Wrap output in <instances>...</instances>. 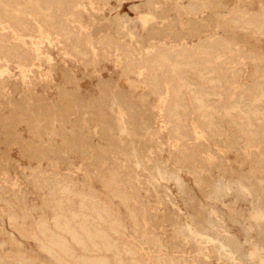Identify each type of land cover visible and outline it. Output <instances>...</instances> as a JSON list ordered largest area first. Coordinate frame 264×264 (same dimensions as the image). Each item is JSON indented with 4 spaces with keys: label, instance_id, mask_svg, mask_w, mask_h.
<instances>
[{
    "label": "rangeland",
    "instance_id": "374dc122",
    "mask_svg": "<svg viewBox=\"0 0 264 264\" xmlns=\"http://www.w3.org/2000/svg\"><path fill=\"white\" fill-rule=\"evenodd\" d=\"M24 1L0 16V264H264V0Z\"/></svg>",
    "mask_w": 264,
    "mask_h": 264
},
{
    "label": "bare ground",
    "instance_id": "6f19581e",
    "mask_svg": "<svg viewBox=\"0 0 264 264\" xmlns=\"http://www.w3.org/2000/svg\"><path fill=\"white\" fill-rule=\"evenodd\" d=\"M12 1H13V0H12ZM17 1H18V0H17ZM23 1H24V0H23ZM56 1L58 2L57 4L61 3V2L58 1V0H56ZM24 2L26 3L27 6H30V7H31V6H34L35 8H37V9L39 10V12L44 16V18H46V21L49 20V21L52 22V20L54 21V19H57V18L59 17V15L56 13V9H58V8H59V12H62V13H63L62 9H63L64 7H61V6L58 7V8L53 7V6L51 5V1H50V4H49L46 0H26V1H24ZM24 2H23V3H24ZM54 2H55V0H54ZM9 3H11V0H0V16H1L2 13H5V12H6L7 9L5 10V12H3V8H4L5 6L7 7ZM151 4H152V3H151ZM16 5H17V4H16ZM16 5H14V6H16ZM21 5H23V4H21ZM24 5H25V4H24ZM65 5H66V4H65ZM199 5H200V4H199ZM18 6H19V5H18ZM83 6H84V5H83ZM155 6H156V5H155ZM192 6H193V5H192ZM142 7H143V6H142ZM187 7H188V6H187ZM199 7H200V6H199ZM17 8H18V7H17ZM27 8H28V7H27ZM31 8H32V7H31ZM119 8H120V7H119ZM193 8H194V7H193ZM14 9H15V8H13L12 10H14ZM20 9H21V8H20ZM20 9H19V10H20ZM198 9H199V8H198ZM206 9H207V7H206ZM33 10H34V9H33ZM192 10H193V9H192ZM192 10H191V11H192ZM196 10H197V9H196ZM15 11H16V10H15ZM15 11H14V12H15ZM57 11H58V10H57ZM78 11H79V10H78ZM177 11H178V10H177ZM243 11H244V9H243ZM9 12H11V11H9ZM9 12L7 11V13H9ZM17 12H18V11H17ZM193 12H194V10H193ZM245 12H246V11H245ZM18 13H19V12H18ZM187 13H188V12H187ZM195 13H197V12L195 11ZM234 14H235V13H234ZM255 14H256V13H255ZM4 15H6V13H5ZM8 15H9V14H8ZM8 15H7V16H8ZM223 15H224V14H223ZM7 16H6L5 18H7ZM12 16H13V15H12ZM195 16H197V15L195 14ZM8 17H9V16H8ZM28 17H29V16H28ZM178 17H179V16H178ZM217 17H218V16H217ZM233 17H234V16H233ZM239 17H240V16H239ZM25 18H26V17H25ZM97 18H98V17H97ZM194 18H195V17H194ZM1 19H2V18H1ZM1 19H0V21H1ZM86 19H87V18H86ZM229 19H230V18H229ZM231 19H232V18H231ZM233 19H234V18H233ZM256 19H257V18H256ZM20 21H21V19H20ZM49 21H48V23H50ZM184 21H185V19H184ZM184 21H183V22H184ZM235 21H236V19H235ZM235 21H234V22H235ZM237 22H238V21H237ZM253 22H254V21H253ZM191 23H193V22H191ZM19 24H20V23H19ZM21 25H22V24H21ZM59 25H60V24H59ZM221 25H222V24H221ZM245 25H246V24H245ZM2 26H3V25H2ZM2 26H1V27H2ZM28 26H29V25H28ZM89 26H90V25H89ZM191 26H192V25H191ZM202 26H203V25H202ZM255 26H256V25H255ZM18 27H19V26H18ZM234 27H235V26H234ZM263 27H264V26H263ZM22 28H23V27H22ZM108 28H109V27H108ZM204 28H205V26H204ZM251 28H252V27H251ZM17 29H18V28H17ZM39 29H40V28H39ZM44 29H45V28H44ZM248 29H249V28H248ZM197 30H198V29H197ZM210 30H211V29H210ZM262 30H263V29H262ZM25 31H26V30H25ZM84 31H85V30H84ZM156 31H157V30H156ZM159 31H161V30H159ZM162 31H163V30H162ZM203 31H204V30H203ZM60 32H61V31H60ZM149 32H150V31H149ZM153 32H154V31H153ZM173 32H174V31H173ZM184 32H185V31H184ZM191 32H192V31H191ZM201 32H202V31H201ZM256 32H257V31H256ZM28 33H29V32H28ZM63 33H64V32H63ZM177 33H178V31H177ZM24 34H25V33H24ZM151 34H152V33H151ZM31 35H32V34H31ZM185 35H186V34H185ZM67 36H68V35H67ZM69 36H70V35H69ZM114 36H115V35H114ZM65 37H66V36H65ZM83 38H84V37H83ZM188 38H189V37H188ZM206 38H207V37H206ZM216 38H217V37H216ZM185 39H186V38H185ZM212 39H213V38H212ZM44 40H45V39H44ZM35 41H36V40H35ZM175 42H177V41H175ZM224 42H225V41H224ZM203 43H204V42H203ZM228 44H229V43H228ZM66 45H67V44H66ZM161 45L163 46L162 43H161ZM166 45H167V44H166ZM217 45H218V44H217ZM226 45H227V44H226ZM74 46H75V45H74ZM157 46H158V44H157ZM159 46H160V45H159ZM169 46H170V45H169ZM101 47H102V46H101ZM202 47H203V46H202ZM211 47H212V46H211ZM229 47H230V46H229ZM8 48H9V47H5V46H4L3 44H1V42H0V51L3 53V55H4V53H7V54H5V55H8V53L11 51V50H9ZM91 48H92V47H91ZM153 48L155 49V46H154ZM159 48H160V47H159ZM162 48H163V47H162ZM165 48H166V47H165ZM171 48H172V46H171ZM182 48H183V47H182ZM203 48H205V47H203ZM219 48H220V47H219ZM235 48H236V47H235ZM10 49H11V48H10ZM13 49H14V48H13ZM150 49H151V48H150ZM154 49H151V51H153ZM156 49H157V51L160 50V49L158 50V48H156ZM156 49H155V52L158 53V52L156 51ZM163 49H164V48H163ZM168 49H169V48H168ZM168 49H167V50H168ZM206 49H207V48H206ZM208 49H209V48H208ZM208 49H207V50H208ZM240 49H241V48H240ZM75 50H76V48H75ZM92 50H93V49H92ZM137 50H138V49H137ZM173 50H174V49H172V51H173ZM180 50H181V49H180ZM180 50H178V53H180V52H179ZM184 50H185V49H184ZM197 50H198V49H197ZM202 50H203V49H202ZM15 51H16V49H15ZM165 51H166V50H165ZM213 51H214V50H213ZM215 51H216V48H215ZM221 51H222V50H221ZM1 52H0V54H1ZM83 52H84V51H83ZM93 52H94V51H93ZM155 52H154V55L156 56L157 54H155ZM183 52H184V51H183ZM185 52H186L185 54H187V51H185ZM197 52H198V51H197ZM204 52H205V51H204ZM232 52H233V51H232ZM14 53H15V52H14ZM16 53H17V51H16ZM25 53H26V52H25ZM80 53H81V52H80ZM141 53H142V52H141ZM152 53H153V52H152ZM176 53H177V52H176ZM176 53H175V54H176ZM201 53H202V51H201ZM206 53H207V52H206ZM249 53H250V52H249ZM17 54H18V53H17ZM19 54H20V53H19ZM168 54H169V53L166 54V52H163L162 49H161V53H159V57H158L159 60L161 59L162 62H163V61L168 62V61H169V59H168V56H169V55H168ZM172 54H173V53H172ZM182 54H183V53H182ZM189 54H190V53H189ZM197 54H198V53H197ZM203 54H204V53H203ZM203 54H201V55L203 56ZM213 54H214V53H213ZM20 55H21V54H20ZM27 55H29V54H27ZM75 55H76V54H75ZM79 55H80V54H79ZM83 55H84V54H83ZM144 55H145V54H144ZM177 55H178V54H177ZM177 55H176V56H177ZM179 55H180V54H179ZM179 55H178V57H179ZM204 55H205V54H204ZM211 55H212V54H211ZM0 56H2V54H1ZM40 56H41V55H40ZM94 56H95V55H94ZM148 56H149V54H148ZM183 56H185V55H183ZM187 56L189 57L190 55H187ZM215 56H216V55H215ZM240 56H241V55H240ZM249 56H250V55H249ZM3 57H5V56H3ZM9 57H12V56L10 55ZM14 57H15V55H14ZM18 57H19V55H18ZM30 57H32V56H30ZM63 57H64V56H63ZM141 57H142V56H141ZM144 57H145V56H144ZM144 57H143V58H144ZM150 57H152V56H149V58H150ZM171 57L173 58V56H171ZM174 57H175V55H174ZM199 57H200V56H199ZM244 57H245V56H244ZM246 57H247V56H246ZM5 58H7V56H6ZM55 58H56V57H55ZM95 58H96V57H95ZM145 58H146V57H145ZM155 58H156V57H154V59H155ZM180 58H181V57H180ZM193 58H194V57H193ZM193 58H191V60H192ZM197 58H198V57H197ZM197 58H196V59H197ZM214 58H215V57H214ZM238 58H239V57H238ZM21 59H22V58H21ZM62 59H63V58H62ZM139 59H140V58H139ZM147 59H148V57H147ZM174 59H175V58H174ZM184 59H185V57H184ZM188 59H190V57H189ZM201 59H203V58H201ZM201 59H200V60H201ZM84 60H85V59H84ZM193 60H194V59H193ZM197 60H199V59H197ZM200 60H199V61H200ZM243 60H244V59H243ZM245 60H246V59H245ZM135 61H136V59H135ZM140 61H141V60H140ZM145 61H146V59H145ZM147 61H148V60H147ZM147 61H146V62H147ZM174 61H175V60H174ZM181 61H182V58H181ZM203 61H204V60H203ZM203 61H202V62H203ZM138 62H139V61H138ZM138 62H136V63H138ZM142 62H144V61H142ZM156 62H157V60H156ZM160 62H161V61H160ZM176 62H177V61H176ZM179 62H180V61H179ZM186 62H188V61L186 60ZM196 62H197V61H196ZM225 62H227V61H225ZM252 62H253V61H252ZM5 63H6V62H5ZM147 63L149 64L150 61L147 62ZM147 63H146V64H147ZM151 63H152V62H151ZM151 63H150V65H151ZM154 63H155V61H154ZM172 63H174V62L172 61ZM180 63H181V62H180ZM188 63H189V62H188ZM193 63H194V62H193ZM199 63H200V62H199ZM199 63H198V64H199ZM203 63H204V62H203ZM223 63H224V62H223ZM255 63H256V62H255ZM142 64L144 65L145 63H142ZM146 64H145V65H146ZM148 64H147L146 66H149ZM152 64H153V63H152ZM164 64H165V63H164ZM169 64L172 65L171 62H170ZM176 64H177V63H176ZM191 64H192V62H191ZM196 64H197V63H196ZM135 65H136V64H135ZM139 65H140V64H139ZM157 65H158V64H157ZM181 65H182V63H181ZM183 65H184V63H183ZM186 65H188V64L186 63ZM201 65H202V64H201ZM204 65H205V64H204ZM140 66H141V65H140ZM153 66H154V65H153ZM164 66H166V65H164ZM178 66H179V64L176 65L177 69H179ZM198 66H199V65H198ZM216 66H217V65H216ZM221 66H222V65H221ZM141 67H142V66H141ZM149 67L151 68L152 66H149ZM149 67H147V68L149 69ZM154 67H155V66H154ZM158 67H159V65H158ZM158 67H157V71L159 72L160 69H158ZM161 67H162V66H161ZM168 67H169V65L167 64V68H166V69H168ZM192 67L194 68V66H192ZM196 67H197V66H196ZM162 68H163V67H162ZM173 68H174V67H173ZM180 68H181L180 70H182V66H181ZM184 68H186V66H185ZM184 68H183V69H184ZM193 68H192V69H193ZM201 68H202V67H201ZM204 68H205V67H204ZM206 68H207V67H206ZM218 68H219V67H218ZM169 69H170V67H169ZM171 69H172V68H171ZM187 69H189V68H186V70H187ZM207 69H208V68H207ZM215 69H216V68H215ZM224 69H225V68H224ZM143 70H144V69H143ZM149 70H150V69H149ZM149 70H146V71L148 72ZM152 70L155 71V68H154V69L152 68ZM162 70H164V69H162ZM173 70H176V69H173ZM200 70H202V69H200ZM208 70H209V69H208ZM208 70H207V71H208ZM141 71H142V70H141ZM146 71H145V72H146ZM176 71H178V70H176ZM194 71H195V70H194ZM198 71H199V70H197V72H198ZM261 71H262V70H261ZM158 72L155 73V75H156V74H159ZM161 72H163V71H161ZM179 72H180V71H179ZM182 72H185V71H182ZM182 72H181V73H182ZM190 72H191V71H190ZM195 72H196V71H195ZM199 72H200V71H199ZM202 72H203V71H202ZM202 72H200V73H202ZM204 72H205V71H204ZM204 72H203V74H204ZM211 72H214V71H211ZM33 73H34V72H33ZM91 73H92V72H91ZM137 73H138V72H137ZM142 73H143V72H142ZM148 73H152V71H150V72H148ZM164 73H165V72H164ZM172 73H173V72H172ZM172 73L170 74V75H171V76H170L171 78H172V75H174V74H172ZM187 73H188V72H187ZM191 73H193V72H191ZM215 73H216V72H215ZM146 74H147V73H146ZM160 74H161V73H160ZM175 74H176V73H175ZM182 74H183V73H182ZM185 74H186V72H185ZM194 74H196V73H194ZM197 74H198V73H197ZM203 74H202V75H203ZM206 74H207V73H206ZM209 74H210V73H209ZM216 74H217V73H216ZM148 75H149V74H148ZM199 75H200V74H199ZM199 75H197V76H199ZM257 75H258V74H257ZM22 76H23V75H22ZM135 76H136V75H135ZM162 76H163V74H162ZM165 76H166V75H165ZM175 76H176V75H175ZM203 76H205V75H203ZM221 76H222V75H221ZM143 77H144V76H143ZM146 77H147V76H146ZM148 77H149V76H148ZM163 77H164V76H163ZM195 77H196V75H195ZM200 77H201V76H200ZM205 77H206V76H205ZM210 77H213V76L210 75ZM210 77H209V78H210ZM255 77H256V76H255ZM152 78H153V76H152ZM165 78H166V77H165ZM174 78H176V77H174ZM186 78H188V80H189L190 76H189V77H186ZM218 78H219V77H218ZM149 79H151V78H149ZM157 79H158V78H157ZM157 79H156V80H157ZM160 79H161V77H160ZM172 79H173V78H172ZM190 79H191V78H190ZM204 79H206V78H204ZM204 79H203V80H204ZM227 79H228V78H227ZM161 80H162V79H161ZM169 80H170V79H169ZM174 80H176V79H174ZM193 80H194V79H193ZM203 80H202V81H203ZM207 80H208L209 83H210V81L213 80V79L210 78V80H209L208 77H207ZM214 80H216V79H214ZM214 80H213V81H214ZM218 80H219V79H218ZM218 80H217V81H218ZM97 81H98V80H97ZM142 81H143V80H142ZM157 81H158V80H157ZM157 81H156V82H157ZM172 81H173V80H172ZM177 81H178V80H176V83H175L176 85H175V86H178L177 84L180 83L179 81H178V83H177ZM194 81H195V80H194ZM198 81H199V80H198ZM200 81H201V80H200ZM205 81H206V80H204V82H205ZM217 81H215V82H217ZM156 82H155V83H156ZM161 82H162V81H161ZM166 82H168L167 79H166ZM206 82H207V81H206ZM145 83H146V82H145ZM159 83H160V82H159ZM163 83H164V82H163ZM181 83H182V81H181ZM195 83H196V82H195ZM202 83H203V82H202ZM226 83H227V82H226ZM152 84H153V83H152ZM160 84H161V83H160ZM173 84H174V83H173ZM198 84H199V83H198ZM200 84H201V83H200ZM157 85H158V82H157ZM167 85H168V84H167ZM181 85L184 86V84H181ZM201 85H202V84H201ZM153 86H154V85H153ZM169 86H170V85H169ZM192 86H193V85H192ZM161 87H162V85H160V89H161ZM173 87H174V86H173ZM180 87H181V86H180ZM195 87H196V86H195ZM224 87H225V86H224ZM261 87H262V86H261ZM261 87H260V88H261ZM156 88H158V87L156 86L155 89H156ZM167 88H168V87H167ZM184 88H186V87H184ZM218 88H219V87H218ZM258 88H259V87H258ZM178 89H180V88L178 87L177 90L175 91V93H177ZM182 89H183V88H181L180 91H181ZM194 89H195V88H194ZM224 89H225V88H224ZM163 90H164V89H163ZM174 90H175V89H174ZM183 90H184V89H183ZM183 90H182L181 92H183ZM187 90L190 91L191 88H190V90L187 88ZM260 90H261V89H260ZM157 91H158V90H157ZM159 91H161V90H159ZM166 91H168V90H166ZM172 91H173V88H172ZM194 91H195V90H194ZM227 91H228V90H227ZM2 92H3V91H2ZM161 92H162V91H161ZM163 92H165V90H164ZM173 92H174V91H173ZM173 92H172V93H173ZM178 92H179V91H178ZM185 92H186V91H185ZM196 92H199V91H196ZM203 92H204V91H203ZM153 93H154V92H153ZM156 93H157V97H158V96H159V95H158L159 92H156ZM166 93H167V92H166ZM186 93H187V92H186ZM207 93H208V92H207ZM223 93H224V92H223ZM169 94H171V93H169ZM201 94H202V93H201ZM215 94H216V93H215ZM239 94H240V93H239ZM253 94H254V93H253ZM30 95H31V94H30ZM163 95H164V94H163ZM181 95H182V94L179 92V96H181ZM183 95H184V94H183ZM183 95H182V96H183ZM190 95H191V94H190ZM193 95H194V94H193ZM196 95H197V94H196ZM206 95H207V94H206ZM226 95H227V94H226ZM226 95H225V96H226ZM161 96H162V95H161ZM171 96H172V94H171ZM173 96H174V94H173ZM185 96H186V95H185ZM185 96H184V97H185ZM194 96H195V95H194ZM209 96H210V95H209ZM221 96H222V95H221ZM154 97H155V96H154ZM175 97H177V95H176ZM184 97H183V98H184ZM191 97H192V95H191ZM191 97H190V98H191ZM201 97H202V96H201ZM201 97H200V98H201ZM205 97H206V96H205ZM255 97H256V96H255ZM255 97H254V98H255ZM166 98H167V96H166ZM168 98H170V97H168ZM179 98H180V100H181V97H179ZM179 98H178V99H179ZM194 98H195V97H194ZM194 98H193V99H194ZM196 98L198 99V97H196ZM196 98H195V99H196ZM200 98H199V99H200ZM225 98H226V97H225ZM257 98H258V97H257ZM211 99H212V98H211ZM247 99H249V98H247ZM161 100H163V99H161ZM168 100H169V99H168ZM180 100H179V103H180L181 101H184V99L181 100V101H180ZM204 100H205V99H204ZM208 100H209V99H208ZM237 100H238V99H237ZM242 100H243V98H242ZM245 100H246V99H245ZM255 100H256V99H255ZM170 101H172V98H171ZM192 101H193V100H192ZM195 101H196V100H195ZM202 101H203V100H202ZM202 101H201V102H202ZM66 102H67V101H66ZM162 102H163V101H162ZM184 102H186V101H184ZM196 102H197V101H196ZM196 102H195V103H196ZM198 102H199V101H198ZM201 102H200V103H201ZM203 102H204V101H203ZM203 102H202V103H203ZM221 102H222V101H221ZM249 102H250V101H249ZM252 102H253V101H252ZM254 102H255V101H254ZM39 103H41L40 100H39ZM179 103H178V104H179ZM191 103H192V102H191ZM202 103H201V104H197V106H198V105H202ZM213 103H214V102H213ZM246 103H247V102H246ZM164 104L166 105L165 102H164ZM174 104H175V102H174ZM185 104H186V103H185ZM185 104L183 103V106H184ZM204 104H205V102H204ZM207 104H208V102H207ZM257 104H258V103H257ZM83 105H84V104H83ZM179 105H180V104H179ZM193 105H194V103H193ZM205 105H206V104H205ZM212 105H213V104H212ZM216 105H217V103H216ZM251 105H252V104H251ZM253 105H254V104H253ZM6 106H7V105H6ZM84 106H85V105H84ZM175 106H176V105H175ZM180 106H181V105H180ZM186 106H187V105H186ZM207 106H208V105H207ZM218 106H219V105H218ZM235 106H236V105H235ZM249 106H250V105H249ZM262 106H263V105H262ZM36 107H37V106H36ZM187 107H188V106H187ZM187 107H186V108H187ZM201 107H202V106H201ZM203 107H204V105H203ZM203 107H202V109H203ZM214 107H215V106H214ZM232 107H233V106H232ZM237 107L239 108V106H237ZM237 107H236V108H237ZM257 107H259V106L257 105ZM97 108H98V107H97ZM162 108H163V107H162ZM177 108H178V107H177ZM177 108H176V110H178ZM183 108H184V107H183ZM205 108H206V107H205ZM221 108H222V107H221ZM227 108H228V107H227ZM240 108H241V106H240ZM253 108H254V107H253ZM42 109H43V108H42ZM93 109L96 110L95 107H94ZM174 109H175V108H174ZM180 109H181V108H180ZM187 109H188V108H187ZM200 109H201V108H200ZM212 109L215 110V108H212ZM222 109H223V108H222ZM222 109H221V110H222ZM257 109H258V108H257ZM63 110H64V109H63ZM198 110H199V106H198ZM207 110H208V109H207ZM226 110H227V109H226ZM254 110H255V109H254ZM258 110H259V109H258ZM99 111H100V110H99ZM109 111H110V110H109ZM181 111H182V110H181ZM210 111H211V110H209V113H210ZM235 111H236V110H235ZM238 111H239V110H238ZM255 111H256V110H255ZM263 111H264V110H263ZM37 112H38V111H37ZM45 112H46V111H45ZM45 112H44V113H45ZM96 112H97V110H96ZM168 112H169V109H168ZM173 112H174V111H173ZM173 112H172V113H173ZM179 112H180V111H178L177 114H178ZM199 112H200V110H199ZM206 112H207V111H206ZM212 112H213V110H212ZM212 112H211V113H212ZM257 112H258V111H257ZM42 113H43V112H42ZM79 113H80V111H79ZM82 113H83V112H82ZM94 113H95V112H94ZM102 113H103V112H102ZM104 113H105V112H104ZM180 113H182V112H180ZM184 113H185V111H184ZM186 113H187V112H186ZM200 113H202V111H201ZM220 113H221V112H220ZM231 113H232V112H231ZM239 113L242 114L241 111H239ZM247 113H248V112H247ZM247 113H246V114H247ZM12 114H13V113H12ZM37 114H38V113H37ZM58 114H59V113H58ZM108 114H109V113H108ZM175 114H176V113H175ZM177 114H176V115H177ZM187 114H188V113H187ZM216 114H218V113L216 112ZM228 114H229V113H228ZM246 114H245V115H246ZM254 114H255V112H254ZM259 114H260V113H259ZM25 115H26V114H25ZM84 115H85V113H84ZM97 115H98V112H97ZM103 115H105V114H103ZM103 115H102V116H103ZM180 115H181V114H180ZM201 115H202V114H201ZM203 115H204V113H203ZM221 115H222V114H221ZM248 115H249V114H248ZM252 115H253V114H252ZM252 115H251V116H252ZM256 115H258V113H257ZM26 116H27V115H26ZM43 116H44V114H43ZM59 116H60V115H59ZM80 116H81V115H80ZM82 116H83V115H82ZM167 116H168V115H167ZM210 116H213V115H210ZM214 116H215V115H214ZM225 116H226V117H225ZM225 116H224V117L227 118V114H225ZM228 116H229V115H228ZM232 116H233V114H232ZM236 116H237V115H236ZM258 116H259V115H258ZM261 116H262V115H261ZM16 117H17V116H16ZM57 117H58V116H57ZM106 117H109V116H107V114H106ZM170 117H171V116H170ZM204 117H205V116H204ZM207 117H208V116H207ZM207 117H206V118H207ZM215 117H217V116H215ZM219 117H221V116H219ZM230 117H231V114H230ZM230 117H228V118L230 119ZM262 117H263V116H262ZM37 118H38V117H37ZM97 118H99V117H97ZM178 118H179V116H178ZM206 118H205V119H206ZM210 118H211V117H210ZM212 118H213V117H212ZM232 118H233V117H232ZM244 118H245V117H244ZM247 118H248V117H246V119H247ZM252 118H253V116H252ZM254 118H255V115H254ZM256 118H258V117L256 116ZM20 119H21V118H20ZM93 119H94V118H93ZM93 119H92V120H93ZM104 119H105V118H104ZM107 119H108V118H107ZM111 119H112V118H111ZM169 119H170V118H169ZM202 119H203V118H202ZM205 119H204V121H207L208 118H207L206 120H205ZM213 119H214V118H213ZM213 119H212V122H213ZM250 119H251V118H250ZM262 119H263V118H262ZM18 120H19V119H18ZM105 120H106V119H105ZM121 120H122V119H121ZM176 120H177V119H176ZM223 120H224V119H223ZM227 120H228V119H227ZM231 120H232V119H231ZM248 120H249V119H248ZM253 120H254V119H253ZM260 120H261V119H260ZM96 121H98V119H97ZM101 121H102V120H101ZM110 121H111V120H110ZM182 121H183V120H182ZM204 121H203V122H204ZM76 122H77V121H76ZM184 122H185V121H184ZM224 122H226V120H225ZM12 123H13V122H12ZM110 123H111V126H112V123H113V122H110ZM198 123H199V122H198ZM206 123H207V122H206ZM214 123H215V122H214ZM220 123H221V122H220ZM249 123H250V122H249ZM254 123H255V122H254ZM5 124H6V123H5ZM183 124H184V123H183ZM204 124H205V122H204ZM204 124H203V125H204ZM207 124L209 125V122H208ZM215 124H217V123H215ZM215 124H214V126H215ZM226 124H227V123H226ZM229 124H230V123H229ZM245 124H246V123H245ZM257 124H258V123H257ZM174 125H175V124H174ZM212 125H213V124H212ZM217 125H218V124H217ZM249 125L252 126V124H249ZM4 127H6V126H4ZM29 127H30V126H29ZM33 127H34V126H33ZM207 127H208V126H207ZM215 127H216V126H215ZM215 127H214V128H215ZM258 127H259V126H258ZM62 128H63V127H62ZM114 128H115V127H114ZM179 128H181V127H179ZM212 128H213V127H212ZM243 128H246V129H247V127H243ZM34 129H35V128H34ZM77 129H78V128H77ZM174 129H175V128H174ZM176 129H177V128H176ZM181 129H182V128H181ZM187 129H188V128H187ZM252 129H254V128H252ZM172 130H173V129H172ZM184 130H186V129H184ZM210 130H211V129H210ZM215 130H217V129L215 128ZM249 130H250V129H249ZM180 131H181V130H180ZM180 131H178L177 133H179ZM29 132H30V131H29ZM225 132H226V131H225ZM246 132H247V130H246ZM246 132H245V133H246ZM226 133H227V132H226ZM241 133H242V132H241ZM195 134H196V133H195ZM209 134H210V133H209ZM254 134H256V133H254ZM254 134H253V135H254ZM78 135H79V134H78ZM178 135H179V134H178ZM218 135H219V134H218ZM249 135H250V134H249ZM197 136H198V135H196V137H197ZM200 136H201V135H200ZM209 136H210V135H209ZM260 136H261V135H260ZM206 137H207V136H206ZM224 137H225V136H224ZM254 137H255V136H254ZM13 138H14V137H13ZM103 138H104V137H103ZM179 138H180V137H179ZM184 138H185V137H184ZM187 138H188V137H187ZM212 138H213V137H212ZM258 138H259V137H258ZM207 139H208V138H207ZM221 139H222V138H221ZM255 139H256V138H255ZM212 141H213V140H212ZM219 141H220V140H219ZM225 141H226V140H225ZM230 141H231V139H230ZM239 141H240V140H239ZM239 141H238V142H239ZM75 142H76V141H75ZM223 143H224V142H223ZM239 143H240V142H239ZM117 144H118V143H117ZM189 144H190V143H189ZM75 145H76V143H75ZM198 145H199V144H198ZM236 145H237V144H236ZM258 145H259V144H258ZM262 145H263V144H262ZM137 146H138V145H137ZM229 146H230V145H229ZM229 146H228V147H229ZM224 147H225V146H224ZM195 148H196V147H195ZM247 148H248V147H247ZM180 149H181V148H180ZM25 150H26V149H25ZM185 150H186V149H185ZM195 150H196V149H195ZM195 150H194V152H195ZM34 151H35V150H34ZM220 151H221V150H220ZM187 152H188V151H187ZM238 152H239V151H238ZM241 152H242V151H241ZM24 153H25V152H24ZM211 153H212V152H211ZM251 153H252V152H251ZM189 154H190V153H189ZM195 154H196V153H195ZM197 154H198V153H197ZM192 155H193V154H192ZM236 155H239V154H236ZM26 156H27V155H26ZM190 156H191V155H190ZM199 156H200V155H199ZM199 156H198V157H199ZM189 158H190V157H189ZM199 158H200V157H199ZM194 159H195V158H194ZM197 159H198V158H197ZM200 159H201V158H200ZM196 161H198V160H196ZM198 162H199V161H198ZM179 163H180V162H179ZM199 163H200V162H199ZM199 163H197V164H199ZM205 164H206V163H205ZM261 164H262V163H261ZM192 165H193V162H192ZM201 165H202V164H201ZM208 166H209V165H208ZM192 167H193V166H192ZM200 167H201V166H200ZM202 168H203V167H202ZM200 169H201V168H200ZM204 169H205V168H204ZM204 169H203V170H204ZM195 170L197 171L196 167H195ZM205 170H206V169H205ZM199 171H200V170H199ZM196 173H197V172H196ZM202 173H204V172H202ZM202 173H201V174H202ZM41 174H42V173H41ZM109 177H110V176H109ZM50 180H51V179H50ZM58 182H59V181H58ZM85 183H86V182H85ZM64 184H65V183H64ZM161 184H162V183H161ZM38 185H39V184H38ZM38 185H37V186H38ZM71 185H72V184H71ZM51 186H52V185H51ZM65 186H66V185H65ZM65 186H64V187H65ZM69 186H70V185H69ZM53 187H54V186H53ZM67 188H68V187H67ZM72 188H73V187H72ZM77 188H78V187H77ZM55 189H56V188H55ZM61 190H62V189H61ZM64 190H65V189H64ZM105 190H106V188H105ZM120 190H121V189H120ZM62 191H63V190H62ZM78 191H79V190H78ZM153 191H154V190H153ZM65 192H66V191H65ZM91 192H92V191H91ZM73 193H74V192H73ZM76 193H77V192H76ZM96 193H98V192H96ZM113 193H114V192H113ZM90 194H91V193H90ZM23 196H24V195H23ZM68 196H69V195H68ZM16 198H17V197H16ZM95 198H96V197H95ZM123 198H124V197H123ZM93 199H94V198H93ZM115 199H116V198H115ZM118 199H119V198H118ZM22 200H23V199H22ZM102 200H103V199H102ZM58 201H59V200H58ZM82 201H83V200H82ZM90 201H91V200H90ZM98 201H99V200H98ZM98 201H97V202H98ZM42 202H43V201H42ZM94 202H95V201H94ZM2 204H3V203H2ZM68 204H69V203H68ZM84 204H85V203H84ZM87 204H88V202H87ZM96 204H97V203H96ZM45 205H46V204H45ZM102 205H103V204H102ZM83 206H84V205H83ZM45 207H46V206H45ZM72 207H73V205H72ZM103 207H104V206H103ZM136 207H137V206H136ZM84 208H86V207H84ZM139 208H140V207H139ZM38 209H40V208H38ZM90 209H91V208H90ZM109 210H110V209H109ZM31 212H32V211H31ZM41 212H42V211H41ZM55 212H56V210H55ZM103 212H104V211H103ZM105 212H106V211H105ZM35 213H36V212H35ZM100 213H101V212H100ZM103 214H104V213H103ZM31 215H32V214H31ZM98 215H99V214H98ZM21 216H22V215H21ZM24 216H25V215H24ZM77 216H78V215H77ZM102 216H103V215H102ZM48 217H49V216H48ZM86 217H87V216H86ZM100 217H101V216H100ZM100 217H99V218H100ZM107 217H108V216H107ZM59 218H60V217H59ZM87 218H88V217H87ZM74 219H75V218H74ZM78 219H79V218H78ZM83 219H85V218H83ZM89 219H90V217H89ZM91 219H92V218H91ZM107 219H108V218H107ZM115 219H116V218H115ZM120 219H121V218H120ZM55 220H56V219H55ZM57 220H58V218H57ZM67 220H68V219H67ZM93 221H94V223H95V220H93ZM118 221H119V220H118ZM73 222H74V221H73ZM90 222H91V221H90ZM105 222H106V221H105ZM115 222H116V221H115ZM53 223H54V222H53ZM78 223H79V222H78ZM85 223H86V222H85ZM87 223H88V222H87ZM92 223H93V222H92ZM101 223L103 224L104 222H101ZM57 224H58V223H57ZM112 224H113V222H112ZM112 224H111V225H112ZM116 224H118V223H116ZM10 225H11V224H10ZM62 225H63V223H62ZM77 225H78V224H77ZM84 225H85V224H84ZM84 225H83V223H82V226H84ZM86 225H87V224H86ZM94 225H95V224H94ZM103 225H104V224H103ZM109 225H110V224H109ZM45 226H46V225H45ZM59 226H60V225H59ZM68 226H69V225H68ZM88 226H89V223H88ZM88 226H87V227H88ZM113 226H114V225H113ZM113 226H112V227H113ZM11 227H12V226H11ZM66 227H67V226H66ZM76 227H78V226H76ZM92 227H93V226H91V228H92ZM103 227H104V226H103ZM105 227H106V226H105ZM117 227H119V225H118ZM38 228H39V227H38ZM60 228H61V226H60ZM63 228H64V227H63ZM79 228H81V227H79ZM82 228H83V227H82ZM88 228H89V227H88ZM137 228H138V227H137ZM58 229H59V228H58ZM66 229H67V228H66ZM83 229H85V227H84ZM83 229H82V231H85V230H86V229H85V230H83ZM89 229H90V228H89ZM93 229L95 230V228H93ZM124 229H125V228H124ZM68 230H69V229H68ZM70 230H72V229H70ZM70 230H69V231H70ZM96 230H97L96 232H100V230H99V231H98V229H96ZM137 230H138V229H137ZM59 231H60V230H59ZM66 231H67V230H66ZM69 231H68V232H69ZM80 231H81V230H80ZM86 231H89V230H86ZM114 231H115V229H114ZM119 231H120V229H119ZM90 232H91V231H89L88 233H90ZM69 233H71V232H69ZM83 233H84V232H83ZM86 233H87V232H85L84 234H86ZM88 233H87V235H88V238H89L90 236H89ZM91 233H94V231L91 232ZM91 233H90V235H91ZM74 234H75V232L71 233V236H73ZM66 235H67V234H66ZM75 235H76V234H75ZM93 235H94V234H93ZM97 235H98V234H96V236H97ZM69 236H70V235H69ZM84 236H85V235H83V237H84ZM94 236H95V235H94ZM116 236H117V235H116ZM121 236H122V235H121ZM73 237H75V236H73ZM73 237H72V239H73ZM79 237H80V236H79ZM83 237H81V238H83ZM101 237H103V236H101ZM104 237H105V236H104ZM75 238H77V239H74L75 242H76V240H77V241L80 240V239L78 238V236L75 237ZM86 238H87V237H86ZM90 238H91V237H90ZM92 238H94V237H92ZM92 238H91V239H92ZM62 239H63V237H62ZM83 239H85V238H83ZM91 239H90V240H91ZM104 239H105V238H103V240H104ZM107 239H108V238H107ZM93 240H94V239H93ZM95 240H97V237H96ZM100 240H101V239H100ZM103 240H102V241H103ZM148 240H149V239H148ZM157 240H159V239L157 238ZM63 241H64V240H63ZM63 241H62V242H63ZM65 241H66V240H65ZM65 241H64V242H65ZM83 241H84V240H83ZM98 241H99V239L97 240V242H98ZM105 241H106V243H107L108 240L105 239ZM72 242H73V240H72ZM72 242H71V243H72ZM80 242H82V241L80 240ZM84 242H85V241H84ZM84 242H82V245H83ZM92 242L94 243V241H92ZM92 242H91V243H92ZM100 242H101V241H100ZM110 242H111V241H110V239H109V243H110ZM154 242H155V240H154ZM159 242H160V241H159ZM165 242H166V241H165ZM98 243H99V242H98ZM103 243H104V242H103ZM109 243L106 244V245H109L108 248L110 247V244H109ZM63 244H64V243H63ZM65 244H67V243L65 242ZM75 244H76V243H75ZM78 244H79V243H78ZM88 244H89V243H88ZM95 244H96V243H94V245H95ZM101 244H102V243H101ZM104 244H105V243H104ZM117 244H118V243H117ZM171 244H172V243H171ZM171 244H170V245H171ZM41 245H42V244H41ZM58 245H59V244H58ZM58 245H57V246H58ZM60 245L62 246V244H60ZM79 245L81 246V244H79ZM94 245H93V247H94ZM114 245H115V244H114ZM114 245L111 244V246H114ZM119 245H120V244H119ZM174 245H175V244H174ZM1 246H2V245H1ZM84 246H85V245H84ZM95 246H97V245H95ZM120 246H121V245H120ZM155 246H156V244H155ZM59 247H60V246H59ZM63 247H64V246H63ZM104 247L106 248V246H104ZM115 247H116V246H115ZM115 247H114V248H115ZM142 247H143V246H142ZM166 247H167V246H166ZM85 248H86V247H85ZM94 248H95V247H94ZM96 248H97V247H96ZM112 248H113V247H112ZM123 248H124V247H123ZM161 248H162V247H161ZM173 248H174V247H173ZM40 249H42V248H40ZM59 249H60V248H59ZM62 249H63V248H62ZM79 249H80V248H79ZM81 249H82V248H81ZM125 249H126V247H125ZM64 250H65V254H67L68 252L66 253V249H65V248H64ZM108 250H111V248H109ZM136 250H137V249H136ZM162 250H164V249H162ZM179 250H180V249H179ZM60 251H61V250H60ZM62 251H63V250H62ZM67 251H70V250L68 249ZM86 251H87V250H86ZM96 251H97V250H96ZM117 251H118V250H117ZM63 252H64V251H63ZM84 252H85V250H84ZM52 253H53V252H52ZM85 253H86V252H85ZM107 253H108V252H107ZM131 253H133V252H131ZM147 253H148V252H147ZM152 253H153V252H152ZM63 254H64V253H63ZM70 254H71V253H70ZM70 254H69V255H70ZM83 254H84V253H83ZM112 254H113V253H112ZM120 254H121V253H120ZM133 254H134V253H133ZM95 255H96V254H95ZM143 255H144V254H143ZM156 255H157V254H156ZM72 256H73V255H72ZM124 256H125V255H124ZM136 256H137V255H136ZM60 257H61V256H60ZM67 257H68V254H67ZM111 257H112V256H111ZM126 257H127V256H126ZM240 257H241V256H240ZM52 258H53V257H52ZM71 258H72V257H71ZM73 258H74V257H73ZM171 258H172V257H171ZM180 258H182V257H180ZM122 259H123V258H122ZM2 260H3V259H2ZM2 260H1V261H2ZM73 260H75V259H73ZM84 260H85V259H84ZM105 260H106V259H105ZM115 260H116V259H115ZM118 260H119V259H118ZM125 260H126V259H125ZM164 260H165V259H164ZM180 260H181V259H180ZM25 261H26V260H25ZM126 261H127V260H126ZM154 261H155V260H154ZM157 261H158V260H157ZM181 261H182V260H181ZM98 262H100V261H98ZM115 262H116V261H115ZM28 263H29V262H28ZM83 263H84V262H83ZM94 263H95V262H93V264H94ZM104 263H105V262H104ZM135 263H136V262H135ZM135 263H134V264H135ZM184 263H185V262H184ZM59 264H60V263H59ZM76 264H77V263H76ZM88 264H89V263H88ZM95 264H96V263H95ZM98 264H99V263H98ZM100 264H101V262H100ZM105 264H106V263H105ZM108 264H109V263H108ZM158 264H159V263H158ZM164 264H165V263H164ZM166 264H167V262H166ZM185 264H186V263H185Z\"/></svg>",
    "mask_w": 264,
    "mask_h": 264
}]
</instances>
